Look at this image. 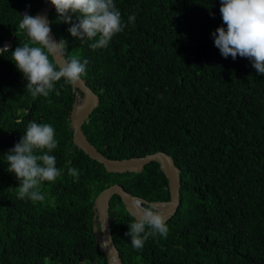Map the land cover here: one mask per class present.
<instances>
[{
    "label": "trees",
    "instance_id": "obj_1",
    "mask_svg": "<svg viewBox=\"0 0 264 264\" xmlns=\"http://www.w3.org/2000/svg\"><path fill=\"white\" fill-rule=\"evenodd\" d=\"M47 0H0V264H108L93 231L94 202L120 183L149 201L169 200L160 164L110 174L74 148L70 115L78 91L62 79L33 97L10 60L29 41L18 25ZM123 31L106 47L77 40L51 12L65 55L88 61L82 77L100 104L84 123L88 141L108 159L159 151L180 169L179 209L167 237L142 249L125 235L135 219L120 196L110 201L112 235L125 264H264V76L247 58H224L212 33L225 27L220 0H114ZM135 20H130V17ZM64 28V31H62ZM98 39V37L96 38ZM55 130L61 176L43 182L45 199H19L6 156L29 122ZM79 170L78 176L69 174ZM147 231V229H146Z\"/></svg>",
    "mask_w": 264,
    "mask_h": 264
},
{
    "label": "clouds",
    "instance_id": "obj_2",
    "mask_svg": "<svg viewBox=\"0 0 264 264\" xmlns=\"http://www.w3.org/2000/svg\"><path fill=\"white\" fill-rule=\"evenodd\" d=\"M54 6L60 23L68 24V32L77 40L94 41L92 49L106 47L114 35L123 31L121 12L114 0H48ZM220 14L226 28L218 27L212 33L214 45L226 59L229 56L247 58L259 75L264 76V0H220ZM134 21L135 17H130ZM47 17L24 14L18 27L27 33L29 41L12 51L11 61L27 80L26 89L33 97H47L56 82L62 79L75 85L86 74L88 61L77 56L61 63L54 58L65 55L67 41H55ZM98 37V39H96ZM9 53V47H0V56ZM55 130L50 124L29 122L21 140L6 156L8 172L16 176L19 199L43 201L40 191L43 182H55L61 176L56 158L49 153L57 148ZM69 174L78 176L79 170L70 168ZM131 223L125 234L131 245L140 250L149 236L168 235L167 219L160 206L153 202L133 200ZM147 229V231H146Z\"/></svg>",
    "mask_w": 264,
    "mask_h": 264
},
{
    "label": "water",
    "instance_id": "obj_3",
    "mask_svg": "<svg viewBox=\"0 0 264 264\" xmlns=\"http://www.w3.org/2000/svg\"><path fill=\"white\" fill-rule=\"evenodd\" d=\"M55 10L48 0L46 6L42 7L37 15L47 17L49 26L51 27V12ZM64 31V28H62ZM51 35L57 42L60 40L53 32L51 27ZM8 45V44H7ZM6 45V46H7ZM66 58H54V62L59 64ZM73 90L78 91L79 94L73 105L70 115L71 129L73 130V143L74 148L80 150L90 160L103 165L106 171L110 174H124L128 172L140 173L143 169L156 162L160 164L161 169L168 179V188L170 191L169 200H155L149 201L144 197L135 195L126 190L120 183H114L104 188L95 198L94 202V216H93V231L96 241L99 243L100 251L103 253L108 264H125L121 256L119 247L116 246L110 219V201L114 195L120 196L125 209L132 215V202L133 200L153 202L161 207L163 213L168 217L167 222L173 218L179 209L180 204V169L175 164L173 157L166 152L159 151L154 154L146 155L144 157H133L129 159H108L97 150V147L92 145L83 131L84 123L90 118L93 111L99 106L100 98L81 78V81L73 85ZM133 216V215H132ZM134 218V216H133ZM135 219V218H134ZM100 227V230H99Z\"/></svg>",
    "mask_w": 264,
    "mask_h": 264
},
{
    "label": "flooded vegetation",
    "instance_id": "obj_4",
    "mask_svg": "<svg viewBox=\"0 0 264 264\" xmlns=\"http://www.w3.org/2000/svg\"><path fill=\"white\" fill-rule=\"evenodd\" d=\"M10 42H11V39L8 40V41H6V42H5V45L9 44ZM111 226H112V225H111ZM99 230H100V227H99ZM111 230H112V228H111Z\"/></svg>",
    "mask_w": 264,
    "mask_h": 264
}]
</instances>
